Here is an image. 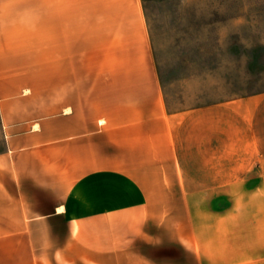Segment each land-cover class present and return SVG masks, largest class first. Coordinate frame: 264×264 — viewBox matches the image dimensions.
<instances>
[{
  "label": "crops",
  "instance_id": "obj_1",
  "mask_svg": "<svg viewBox=\"0 0 264 264\" xmlns=\"http://www.w3.org/2000/svg\"><path fill=\"white\" fill-rule=\"evenodd\" d=\"M36 78L52 79L57 116L21 102ZM75 106H103L100 129L77 134ZM0 135V264H44V224L66 238L95 199L149 223L157 191L264 179V92L170 110L144 0H0Z\"/></svg>",
  "mask_w": 264,
  "mask_h": 264
},
{
  "label": "rangeland",
  "instance_id": "obj_2",
  "mask_svg": "<svg viewBox=\"0 0 264 264\" xmlns=\"http://www.w3.org/2000/svg\"><path fill=\"white\" fill-rule=\"evenodd\" d=\"M144 1L170 110L264 92V0ZM76 87L78 105L83 80L77 79ZM51 91V78L29 79L21 102L30 114L57 116ZM73 113L77 134L95 129L96 119L100 129L103 106H75ZM259 177L257 184H231L229 190L157 191L155 221L149 223L116 221L136 216H116L115 206L103 208V200L95 199L97 205L82 214L83 222L73 223L66 238L50 234L44 224L43 256L38 252L37 259L44 264H264V179L260 185ZM56 194L64 203L78 201L69 196L74 192ZM29 258L36 259L35 246Z\"/></svg>",
  "mask_w": 264,
  "mask_h": 264
}]
</instances>
